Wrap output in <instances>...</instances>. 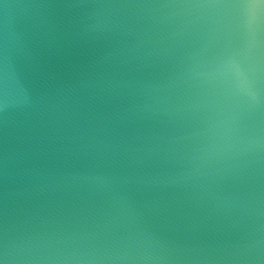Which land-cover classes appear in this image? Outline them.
Segmentation results:
<instances>
[{"label":"water","instance_id":"obj_1","mask_svg":"<svg viewBox=\"0 0 264 264\" xmlns=\"http://www.w3.org/2000/svg\"><path fill=\"white\" fill-rule=\"evenodd\" d=\"M224 15L0 0V264H264V48L222 71Z\"/></svg>","mask_w":264,"mask_h":264},{"label":"snow or ice","instance_id":"obj_2","mask_svg":"<svg viewBox=\"0 0 264 264\" xmlns=\"http://www.w3.org/2000/svg\"><path fill=\"white\" fill-rule=\"evenodd\" d=\"M170 3L190 4L224 10L225 15L218 21V35L223 41L220 68L230 74H242L240 54L252 55L264 48V40L258 38L264 31V0H169ZM238 6V7H237ZM237 34L241 45L236 44ZM249 95L255 98L254 90Z\"/></svg>","mask_w":264,"mask_h":264}]
</instances>
